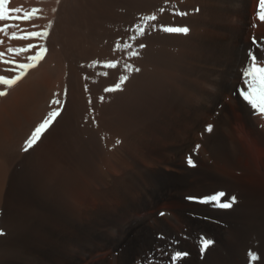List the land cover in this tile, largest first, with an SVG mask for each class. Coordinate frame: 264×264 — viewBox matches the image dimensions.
Listing matches in <instances>:
<instances>
[{
  "label": "bare ground",
  "instance_id": "bare-ground-1",
  "mask_svg": "<svg viewBox=\"0 0 264 264\" xmlns=\"http://www.w3.org/2000/svg\"><path fill=\"white\" fill-rule=\"evenodd\" d=\"M251 5L258 12L259 0H9L42 11L28 24L10 13L0 28L18 27L0 32V52H48L0 96V264H173L178 250L175 264H264V114L238 91L250 53L264 51ZM49 21L46 40L9 39ZM138 24L144 34L128 40ZM117 41L132 48L114 51ZM34 52L7 53L0 75ZM125 63L140 71L105 92ZM57 97L60 115L22 151ZM217 191L236 197L231 208L201 202ZM206 235L215 243L201 251Z\"/></svg>",
  "mask_w": 264,
  "mask_h": 264
},
{
  "label": "snow or ice",
  "instance_id": "snow-or-ice-1",
  "mask_svg": "<svg viewBox=\"0 0 264 264\" xmlns=\"http://www.w3.org/2000/svg\"><path fill=\"white\" fill-rule=\"evenodd\" d=\"M9 0H0V21H6L10 18V13H23L22 15H17L14 18L16 20L30 21L34 17L37 16L38 13L42 11V9L33 7L30 10H25L23 7L10 8L8 7ZM164 9H161L163 11ZM55 11V9H53ZM183 15L184 13H179ZM258 16L261 21H264V0H259L258 5ZM157 17L155 15H149L142 18L144 23H148L149 21H155ZM52 22L49 21L46 26L37 31H28L27 29H20L19 33L17 31H12L9 39H21L27 40L31 38H44L47 39L49 35V29L51 28ZM10 27H18L17 25H8L5 24L3 28H0V32L5 34L8 33ZM33 27H39L37 25H33ZM137 34L133 36H129L128 40H137L139 36H142L145 32V29L142 25H136ZM163 30L170 33H187L189 29L187 27H163ZM3 43V41H0ZM139 48H143L144 45H138ZM132 48V45L124 42L121 43L117 41L115 44L114 51H123ZM32 49H35L34 54L29 55L27 57V62H18L15 59H10L4 61L5 63L14 65L12 71H14L15 75L11 77L0 75V85L7 86L5 90L0 91V96H5L8 94V88L16 85L24 76L27 75L30 69L35 68L40 61H42L45 55L48 52V49L45 44H32L29 43L24 47H8L5 52H0V60H4V57L7 53H25ZM129 56H137V51H130L127 53ZM96 62H93L92 67H94ZM120 64V61H110L104 64L106 68H116L117 65ZM264 51L259 53V58L257 54L250 53V58L247 63V66L241 69L242 72V84L244 87L238 89L239 94L243 97L245 101H247L250 106L256 110L260 114H264ZM124 70L123 75L119 77V82L115 84L113 88H105V92H112L116 90L122 89L124 83L129 79L130 74L133 71L139 72V68H134L130 64L121 65ZM107 75V73H103ZM55 95V94H54ZM100 100H103L104 97H100ZM52 109L46 114V116L35 126L30 135L26 138L22 151L27 152L30 150L43 136V134L53 125L55 120L60 115L63 105L61 103V99L59 97L54 98L50 101ZM208 131H211V126H209ZM119 143V141H117ZM198 147V146H197ZM189 164H192L191 158L188 160ZM227 194L223 191H217L212 194H208L201 199V202L213 204L216 207L221 208H231L233 204L236 202L235 196H229L227 200H223ZM212 244L210 239L201 238L200 245L201 251H204L208 248L209 245ZM183 255L186 253H182L181 251H176L172 256L173 264L176 261L182 259ZM249 257L251 261H256L258 257L254 253H249Z\"/></svg>",
  "mask_w": 264,
  "mask_h": 264
},
{
  "label": "rangeland",
  "instance_id": "rangeland-1",
  "mask_svg": "<svg viewBox=\"0 0 264 264\" xmlns=\"http://www.w3.org/2000/svg\"><path fill=\"white\" fill-rule=\"evenodd\" d=\"M250 9H249V12H250V18L251 19H254L255 18V16L257 17L258 16V12L257 11H255V10H253V6L251 5V7H249ZM4 21H0V24H2ZM27 24H28V21H27ZM244 135H243V133L241 134V137H243ZM260 145V146H259ZM262 146V147H261ZM255 147L257 148V149H259V155H258V157L260 158V159H262V153L264 152V146H263V144L262 143H257L256 142V144H255ZM253 153H254V151H253ZM256 154V153H255ZM255 154H253V155H251V157H253ZM261 156V157H260ZM256 157H254L253 159H255ZM255 162H256V160H255ZM210 236L208 235H206V236H204V238H206V239H210L211 241H212V244H214L215 243V240L212 238V237H210ZM211 244V245H212ZM210 246V245H209ZM205 251V250H204ZM249 259H250V257H249ZM261 264H263V263H261Z\"/></svg>",
  "mask_w": 264,
  "mask_h": 264
}]
</instances>
